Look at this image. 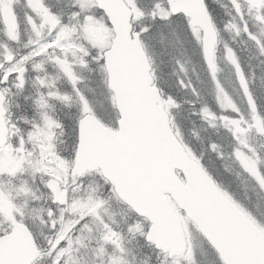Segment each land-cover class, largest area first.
Here are the masks:
<instances>
[{"label":"snow or ice","instance_id":"1","mask_svg":"<svg viewBox=\"0 0 264 264\" xmlns=\"http://www.w3.org/2000/svg\"><path fill=\"white\" fill-rule=\"evenodd\" d=\"M0 264H264V0H0Z\"/></svg>","mask_w":264,"mask_h":264}]
</instances>
